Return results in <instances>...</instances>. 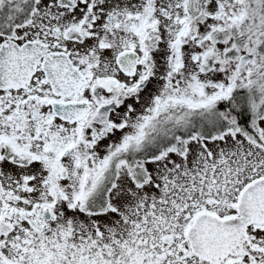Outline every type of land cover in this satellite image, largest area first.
I'll return each mask as SVG.
<instances>
[{"label":"snow or ice","instance_id":"obj_1","mask_svg":"<svg viewBox=\"0 0 264 264\" xmlns=\"http://www.w3.org/2000/svg\"><path fill=\"white\" fill-rule=\"evenodd\" d=\"M0 264H264V0H0Z\"/></svg>","mask_w":264,"mask_h":264}]
</instances>
